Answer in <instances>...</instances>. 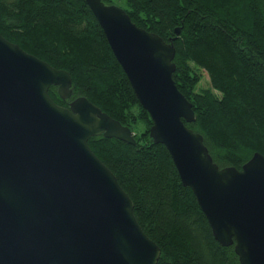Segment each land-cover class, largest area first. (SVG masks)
Here are the masks:
<instances>
[{"label": "water", "instance_id": "obj_1", "mask_svg": "<svg viewBox=\"0 0 264 264\" xmlns=\"http://www.w3.org/2000/svg\"><path fill=\"white\" fill-rule=\"evenodd\" d=\"M141 105L150 136L168 149L215 239L241 264H264V154L220 167L174 78L176 47L138 26L122 6L86 0ZM180 35L181 28L175 29ZM73 93L69 71L0 33V264H157L161 248L140 225L134 201L96 155L103 135L137 145L133 130Z\"/></svg>", "mask_w": 264, "mask_h": 264}, {"label": "trees", "instance_id": "obj_2", "mask_svg": "<svg viewBox=\"0 0 264 264\" xmlns=\"http://www.w3.org/2000/svg\"><path fill=\"white\" fill-rule=\"evenodd\" d=\"M114 4V0H103ZM138 26L175 39L179 90L193 104L196 121L220 166L239 169L264 154V0H124ZM181 28L180 35L175 29ZM0 33L25 51L69 71L68 106L86 96L129 126L137 145L103 135L89 139L134 201L135 215L161 248L157 264H241L234 245L214 237L193 190L184 186L164 144L150 136V113L141 105L104 30L86 0H0ZM210 85L199 88L202 72Z\"/></svg>", "mask_w": 264, "mask_h": 264}, {"label": "rangeland", "instance_id": "obj_3", "mask_svg": "<svg viewBox=\"0 0 264 264\" xmlns=\"http://www.w3.org/2000/svg\"><path fill=\"white\" fill-rule=\"evenodd\" d=\"M113 3L114 4H116V5H118V6H125V4H124V0H114L113 1ZM202 80L200 81V83H199V88H201V87H208L209 85H210V79H209V75H208V73L207 72H205V71H203L202 72Z\"/></svg>", "mask_w": 264, "mask_h": 264}]
</instances>
